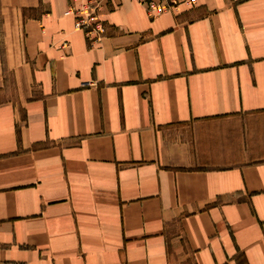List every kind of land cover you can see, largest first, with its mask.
I'll use <instances>...</instances> for the list:
<instances>
[{
  "label": "crops",
  "instance_id": "crops-1",
  "mask_svg": "<svg viewBox=\"0 0 264 264\" xmlns=\"http://www.w3.org/2000/svg\"><path fill=\"white\" fill-rule=\"evenodd\" d=\"M71 1L0 0V264H264V0Z\"/></svg>",
  "mask_w": 264,
  "mask_h": 264
},
{
  "label": "built area",
  "instance_id": "built-area-1",
  "mask_svg": "<svg viewBox=\"0 0 264 264\" xmlns=\"http://www.w3.org/2000/svg\"><path fill=\"white\" fill-rule=\"evenodd\" d=\"M111 0H72L68 12L75 15V27L82 30L89 43H96L105 33L100 15ZM127 1V0H117ZM142 5L147 14L154 18L168 10H176L181 3L193 6L196 0H131Z\"/></svg>",
  "mask_w": 264,
  "mask_h": 264
}]
</instances>
